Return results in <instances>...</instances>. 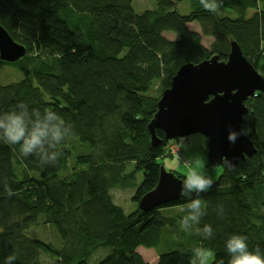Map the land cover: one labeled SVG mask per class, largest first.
<instances>
[{
  "label": "trees",
  "instance_id": "obj_1",
  "mask_svg": "<svg viewBox=\"0 0 264 264\" xmlns=\"http://www.w3.org/2000/svg\"><path fill=\"white\" fill-rule=\"evenodd\" d=\"M133 1L0 0V25L25 49L15 63L0 61L22 74L15 83L0 82V112L20 102L30 114L51 109L75 132L55 164L22 158L18 145L0 140V264H42V255L54 264H149L140 247L157 251L154 264H192L201 247L212 252L211 264H229L225 241L232 234L264 253V92L245 103L241 126L255 153L234 168L222 165L218 180L198 194L206 202L199 223L189 221L187 231L181 225L194 192L159 208L183 207L173 218L159 209L126 214L110 195L135 186L138 203L156 187L168 141L156 130L160 143L151 147L148 125L181 66L214 56L225 61L232 40L264 78V0H216L234 18L204 9L200 0H153V10L137 14ZM185 1L190 12L182 15L176 7ZM192 23L201 34L188 28ZM203 36L212 39L208 48ZM128 163L135 170L126 174ZM135 171L143 173L139 185ZM176 177L184 183L185 176ZM42 226L58 245L27 235ZM166 235L173 248L164 251ZM94 254L101 258L92 263Z\"/></svg>",
  "mask_w": 264,
  "mask_h": 264
},
{
  "label": "water",
  "instance_id": "obj_2",
  "mask_svg": "<svg viewBox=\"0 0 264 264\" xmlns=\"http://www.w3.org/2000/svg\"><path fill=\"white\" fill-rule=\"evenodd\" d=\"M229 47L225 61L214 56L179 68L170 87L161 93L148 125L151 147L160 143L155 133L159 130L167 141L204 136L207 160L213 167L223 165L222 156L228 158L229 168H234L255 153L252 142L241 134V126L247 114L245 103L256 92H264V78L246 60L238 44L231 40ZM24 54V47L0 25V61L15 63ZM230 131L238 134L234 144L227 140ZM182 184L161 166L156 187L139 199V209L149 213L177 201L183 193Z\"/></svg>",
  "mask_w": 264,
  "mask_h": 264
},
{
  "label": "clouds",
  "instance_id": "obj_3",
  "mask_svg": "<svg viewBox=\"0 0 264 264\" xmlns=\"http://www.w3.org/2000/svg\"><path fill=\"white\" fill-rule=\"evenodd\" d=\"M200 4L204 9L212 12L218 9L216 0H200ZM17 108L21 110L17 111ZM74 134V126L51 109H45L43 115L38 109H34L30 114L27 110V104L20 102L10 111L0 112V140L10 146L18 145L20 157L36 156L42 164L49 162L55 164L58 158L63 155L61 145ZM241 134H246L243 129ZM237 135L235 131H230L227 140L234 144ZM49 149H52V151H49ZM220 159L224 166L232 167L226 156H222ZM199 167L202 168V162ZM212 184V178L205 175L202 170H198L197 166H188L182 184V192H194L197 194V198L192 199L187 204L188 214L181 221L185 231L187 229L184 226L188 225L189 221L193 223L200 222V218L204 215L203 209L206 208V202H202L198 198V194L207 191ZM11 194L12 192L9 190V195ZM197 234L200 235L199 229ZM203 235L205 239L212 237L213 229L211 225L205 224ZM225 249L230 257L229 264H264V253H261L259 246L250 249L247 237L244 235H230L225 241ZM210 257L211 252L209 250L202 247L196 248L192 264H208ZM14 258V256H9L7 259ZM219 264H224L223 260H220Z\"/></svg>",
  "mask_w": 264,
  "mask_h": 264
},
{
  "label": "rangeland",
  "instance_id": "obj_4",
  "mask_svg": "<svg viewBox=\"0 0 264 264\" xmlns=\"http://www.w3.org/2000/svg\"><path fill=\"white\" fill-rule=\"evenodd\" d=\"M132 7L134 12L139 14L146 10H153L155 8V3L153 0H134L132 3ZM176 10L182 14L186 15L190 12L188 2L185 1L179 4L176 7ZM216 13L220 17H233L228 11L221 9L218 7ZM251 14V13H250ZM188 28L191 31L197 32L201 34L199 25L192 23L188 25ZM164 36L169 40H175V36L171 33H166ZM202 45L208 48L212 39L208 37H202L201 41ZM22 78V74L14 69V67L0 65V82L3 85L15 83ZM159 90L153 88L150 90V96H158ZM206 139L204 136L200 134L191 135L181 139L169 140L166 148L164 150L163 156L158 159V163L166 170V172L173 173L175 176H185L187 174L188 166H197L198 170H202L205 175L210 176L213 182L217 181L218 178L223 173V168L221 166L213 167L208 163L207 155H206ZM202 162V168L199 167ZM211 166V167H210ZM135 170V165L133 163H128L125 166V173L129 174ZM135 179L134 182L139 185L143 180V173L140 171H135L134 173ZM182 182V181H181ZM183 183V182H182ZM135 192V186L125 189H115L110 192L111 198L115 204L120 206L126 214H132L137 209H139L138 203L132 201L133 195ZM159 209V208H158ZM183 207H175L172 209H164L160 210L159 214L163 218H173L175 215L179 214ZM140 210V209H139ZM176 232V231H175ZM30 238H39L43 241L52 242L54 245H58L57 239L53 231L50 227L42 226L38 229L33 228L30 232L27 233ZM176 236L177 233L175 234ZM170 237L166 235L165 239V248H161L164 251L168 249H172L173 245L170 241ZM166 249V250H165ZM99 251V250H98ZM137 252L141 255L143 261L149 264H154L157 261L158 253L155 249H146V248H138ZM101 252H98L99 255ZM97 254L92 256V263L94 261L99 260L101 257ZM103 254H105L103 252ZM42 264H54L52 260L48 257L42 255ZM213 260V254L211 252V257L208 261V264H211Z\"/></svg>",
  "mask_w": 264,
  "mask_h": 264
}]
</instances>
